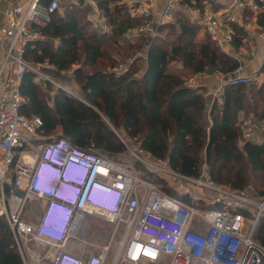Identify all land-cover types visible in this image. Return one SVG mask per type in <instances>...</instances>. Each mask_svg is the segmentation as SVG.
I'll return each instance as SVG.
<instances>
[{"label": "built area", "instance_id": "obj_1", "mask_svg": "<svg viewBox=\"0 0 264 264\" xmlns=\"http://www.w3.org/2000/svg\"><path fill=\"white\" fill-rule=\"evenodd\" d=\"M119 3L132 17L145 21L130 28L127 38L156 35L155 15L148 5L141 0ZM87 5L94 28L103 29L104 13L97 2L87 0ZM63 9V0L21 1L10 7L0 28V216L8 222L23 264L70 260L65 248L92 213L107 221L112 232L99 255L82 259L81 264H264V246L254 240L264 218V197L253 186L236 191L221 185L208 176L205 164L199 176L184 175L140 142L132 145L117 135L137 165L121 163L102 151L79 148L66 138L43 137L39 133L42 120L21 114L24 98L20 88L27 73L33 74L38 86L51 84L64 90L45 72H57L53 66L31 64L24 57L33 39L31 25L49 23ZM177 11L238 62L231 74H211L219 84L216 96L225 87L250 86L261 79V74L246 75L245 51L235 50L234 44L238 30L247 36L255 31L264 15V0H237L220 11L182 8L178 0H169L161 22H175ZM128 69L121 64L112 72L120 77ZM205 76H190L185 86L202 88ZM240 131L243 141L252 139L253 120H244ZM67 167L73 184L61 195L67 204L74 202L73 207L53 204L59 199L58 182ZM92 175L102 190L88 192L78 209L83 186ZM81 182L84 185L79 187ZM40 202H45V208L38 222L26 221V208ZM47 215L50 221L44 225ZM64 224L69 226L67 233L62 230Z\"/></svg>", "mask_w": 264, "mask_h": 264}, {"label": "trees", "instance_id": "obj_2", "mask_svg": "<svg viewBox=\"0 0 264 264\" xmlns=\"http://www.w3.org/2000/svg\"><path fill=\"white\" fill-rule=\"evenodd\" d=\"M95 1L109 33L92 30L87 12L71 5L49 23L31 25L33 39L24 56L31 64L48 62L59 74L72 70L81 98L51 84L42 89L27 73L20 88L21 114L42 120L43 137L58 133L79 148H93L119 160L125 147L118 132L126 141L140 142L156 157L168 160L184 175L199 176L205 164L208 176L217 183L236 191L253 186L264 197V144L239 145L243 140L238 114L245 109L249 86L225 87L222 106L217 101L209 105L202 88L185 86L186 78L196 74H231L238 62L208 37L198 40L202 29L182 12L175 13V24L159 25L152 40H130L127 31L145 21L132 17L120 0ZM178 1L182 8L203 11L208 0ZM110 44L113 49L124 44L136 51L147 46L145 72L137 66V58L127 72L116 76L111 71L116 65ZM254 240L264 246V218ZM0 264H23L8 222L1 216Z\"/></svg>", "mask_w": 264, "mask_h": 264}, {"label": "crops", "instance_id": "obj_3", "mask_svg": "<svg viewBox=\"0 0 264 264\" xmlns=\"http://www.w3.org/2000/svg\"><path fill=\"white\" fill-rule=\"evenodd\" d=\"M21 1L26 0H0V28L6 22V14L10 7ZM141 1L148 5V7L154 13L155 26L158 27L159 25H161V21L163 20L161 17L162 12L166 8L169 0ZM235 1L237 0H208L205 3L204 9L214 11L224 10ZM65 2H69V6L73 4L82 5V8L85 9L87 13L91 12V9L87 5V0H63V3ZM63 8L64 12L66 4H63ZM63 12L61 14H63ZM91 14L93 15V13ZM104 21L105 23L103 25V29H97V31L109 33L110 28L106 23L105 16ZM91 24L92 26L94 25L93 22ZM205 37H207V35L205 34V32L201 31L198 40H202ZM55 44L57 46L59 42L56 41ZM234 48L237 51H239L240 49L245 51L246 55L244 56V59L242 61L246 66V75L254 76L261 74V79L249 86V90L247 91V98L244 102L245 109L238 114V124H241L246 119H250V117H254L256 120H253V123L255 125V136L247 142L255 145H262L264 144V15L260 17L255 31L252 32V34H250L249 36H247L240 30L237 31ZM144 59V64H146V57ZM1 61L2 55L0 54V63ZM176 68L178 70L184 71L182 65H176ZM145 70L146 65L143 66L142 73H144ZM58 75L62 76L63 74L58 73ZM205 77L206 79L203 81L202 89L205 91L208 104L213 105V102L217 101L219 106H222L224 102L223 96L225 93V89L220 96H216L215 89L217 86H219V84L211 77V74H206ZM40 87L42 89H45L46 85H42ZM255 107L257 111L256 115H254ZM247 142L240 141V147L243 148ZM44 208L45 206L43 207V209ZM111 232L112 226L107 221L98 217L87 216L86 220L81 226V229L78 232V237L71 240L67 244L65 250L72 256L79 259H87L90 257L98 256L101 248L105 247L108 243Z\"/></svg>", "mask_w": 264, "mask_h": 264}, {"label": "rangeland", "instance_id": "obj_4", "mask_svg": "<svg viewBox=\"0 0 264 264\" xmlns=\"http://www.w3.org/2000/svg\"><path fill=\"white\" fill-rule=\"evenodd\" d=\"M63 4H66V7L69 6V2H67V3L65 2ZM73 6L78 7V8L83 10L82 5L73 4ZM86 17H87L88 22L91 24L92 23V19H93V15L91 14V12L86 13ZM165 24H175V22H173V23H167L166 22V23H162L161 25H165ZM91 29L92 30H96V29H94V26H92V24H91ZM156 29H157V27H156ZM164 34L161 35L162 38L163 37H164V39L167 38L168 41H170V42H172L174 40V38H172L171 36L166 37V36H164ZM156 36H157V33L153 37L146 36L145 38H147L148 40H152ZM130 40H132V39H130ZM133 40H135V39H133ZM139 45L140 44L137 43L134 46H139ZM146 47L147 46L141 47L140 49H138L136 51L135 49H132V48L130 49V47L128 45H124V44L123 45L121 44V46L118 45V48L113 49L112 44H110L109 45V48H110L109 52H110V54H112L111 56H113V58H114L113 60L115 61V65H116L114 68L118 67L121 64H126L130 68V65L133 64L135 59L138 58V60H140V62L137 63L138 64L137 66H142V70H143V66L146 65V64H144V62H145L144 58L146 57V54H147V48ZM113 69L111 71H113ZM45 72H46V74L50 75L51 78L53 80H55V82L58 85L63 87L64 90H66V92L81 98V92L79 91V88L77 87V85L73 81V73L70 76H67L65 74L66 72H63L62 73L63 75L61 76V75H58V73H54L53 71H45ZM53 86H54L55 89L59 88L57 85H53ZM52 97H53V94L49 93V98H52ZM115 133H116V135H120L118 132H115ZM56 137H59L58 133H57V135L53 136V138H56ZM129 142L132 143V145H133L136 141L135 140H131ZM118 159L119 160H116V161H120L121 163L129 164V165H132V166H136L137 165L135 160L133 158L129 157L127 155V153H124V154L120 155V157H118ZM142 175H143V173H142ZM156 182L161 184V182L159 180H157ZM44 206H45V202L35 203V204H31L30 206H28L26 208L25 212H24L25 220L28 221V222H32V223H37L38 219L41 217V212H42V209H43ZM116 243H117V241H116ZM43 264H45V263H43Z\"/></svg>", "mask_w": 264, "mask_h": 264}, {"label": "clouds", "instance_id": "obj_5", "mask_svg": "<svg viewBox=\"0 0 264 264\" xmlns=\"http://www.w3.org/2000/svg\"><path fill=\"white\" fill-rule=\"evenodd\" d=\"M72 184H73V180L68 174V167H67V168H65L63 174L59 178L58 192L56 194V196H59V199H57L56 201H53V204L56 202L59 205H67L69 207H73V205L75 203L73 202L72 204H67L66 201H64L63 196L61 195L63 192L68 190L71 187ZM83 185H84L83 182L79 183V187H82ZM117 188H118V186H117ZM94 189H98L100 192L102 190L101 185H99L98 183H94V176L92 175L87 180L85 185L83 186L82 196H81L80 202H79V204L77 206L78 209H81L83 207L84 200H85V197H86L87 193L88 192H92ZM87 216H94V217L100 218L98 216V214H96V213L88 214ZM49 218H50V216L47 215L45 220H44V225L49 224V221H50ZM68 229H69V226L64 224L63 227H62L63 232L67 233ZM70 257H69L70 260H65L63 264H81V260L82 259L79 260V258L77 259L76 257H74L72 255Z\"/></svg>", "mask_w": 264, "mask_h": 264}, {"label": "water", "instance_id": "obj_6", "mask_svg": "<svg viewBox=\"0 0 264 264\" xmlns=\"http://www.w3.org/2000/svg\"><path fill=\"white\" fill-rule=\"evenodd\" d=\"M72 95V94H71Z\"/></svg>", "mask_w": 264, "mask_h": 264}]
</instances>
